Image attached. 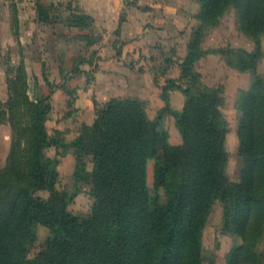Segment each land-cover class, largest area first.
<instances>
[{
    "label": "trees",
    "instance_id": "obj_1",
    "mask_svg": "<svg viewBox=\"0 0 264 264\" xmlns=\"http://www.w3.org/2000/svg\"><path fill=\"white\" fill-rule=\"evenodd\" d=\"M197 1L199 24L179 77H167L161 86L166 104L155 117L139 96L111 97L97 108L92 123H83L69 138L47 126L53 89L31 99L17 84L7 101L0 100V120L7 116L14 133L6 165L0 167V264H203V232L217 200L224 204L223 230L241 233L245 240L233 248L229 264L260 261L251 241L252 230H261L255 220L264 221V79L257 67L264 0ZM231 9L254 41L251 50L240 48L236 57L234 48L203 47L209 30ZM47 15L39 19L49 22ZM71 16L70 26L90 30L93 25L88 13ZM89 32L79 38L89 44L100 39ZM214 52L252 74L237 102L240 181L228 175L223 88L206 84L196 67ZM81 71L77 62L71 67V73ZM173 90L185 96L180 109L171 104ZM169 115L181 134L179 143L171 142L165 126ZM51 148L56 155L49 154ZM68 153L76 158L73 194L87 187L93 198L85 215L69 208V193L58 187L60 160ZM152 160L154 186L164 189V200L150 191ZM38 223L49 229L41 243Z\"/></svg>",
    "mask_w": 264,
    "mask_h": 264
},
{
    "label": "rangeland",
    "instance_id": "obj_2",
    "mask_svg": "<svg viewBox=\"0 0 264 264\" xmlns=\"http://www.w3.org/2000/svg\"><path fill=\"white\" fill-rule=\"evenodd\" d=\"M31 1L0 0V100L7 101L10 87L12 89L17 84L21 91L27 90L31 99L38 92L46 94L53 89L51 96L53 108L48 116L47 126L50 132L55 129L64 130L69 138L78 134L83 123L93 122L97 108L107 101L106 98L139 96L145 100L149 115L156 116L166 104L161 97V86L167 77L177 78L179 71L181 72L180 63L186 54L188 42L199 24L200 3L197 0H142V6H151L157 11L158 24L163 22L164 27L168 28V34L165 35L167 41L157 44L159 48L156 49V53L160 57H153L152 61H148L143 55L138 57L131 56V53L126 55L124 62L127 68L124 69L133 73V76L136 68L148 70L153 74L155 84L140 91L135 88L133 81L130 80L132 76L128 74L123 89L105 95L94 86V73L99 68L101 57L99 51L103 44L101 29L95 26L94 21L90 30L78 32L77 29L68 28L72 27L68 23L71 15L83 12L80 1L33 0V3ZM47 13L49 22L39 19L41 14ZM88 32L93 38L100 39L94 44H89L87 38H79ZM261 40L263 54L258 60L257 67L264 79V36ZM203 47L234 48L236 54L233 57H236L238 54L242 55L240 48L251 50L254 41L240 28L236 12L231 9L217 26L209 30ZM81 58L87 60L84 62ZM166 58H169L168 62ZM76 62L85 69L74 74L71 73V67ZM196 67L206 84L223 88L222 111L228 121L226 139L229 152L228 175L232 181H240L243 158L238 153L240 113L237 102L240 91L249 87L252 74L230 65L225 54L221 52L204 55L196 62ZM184 102L185 96L181 91L177 90L176 94L171 95V104L175 108H182ZM5 118L4 121L0 120V167L6 165L14 136L8 117ZM164 123L170 133L171 142H181L182 137L174 117L167 116ZM49 154L56 155V149H49ZM75 164L76 158L72 153L61 157L58 187L69 193V208L79 215H85L92 207L93 198L87 187L73 194ZM153 164L154 161H150L148 175L150 191L153 195L160 194L164 200V189L154 186ZM41 193L48 195L45 191ZM255 222L257 228L260 227L261 230H252L251 242L253 251L259 254L260 261L248 258L244 264H262L264 221L256 219ZM223 224L224 204L217 200L203 232V264H229V255L233 248L245 242L241 233L223 230ZM36 228L38 241L41 243L49 234V229L41 223H38ZM36 249L35 247L32 252Z\"/></svg>",
    "mask_w": 264,
    "mask_h": 264
},
{
    "label": "crops",
    "instance_id": "obj_3",
    "mask_svg": "<svg viewBox=\"0 0 264 264\" xmlns=\"http://www.w3.org/2000/svg\"><path fill=\"white\" fill-rule=\"evenodd\" d=\"M79 1L83 12L90 14L94 18L95 26L102 31L101 42L103 44L99 51L101 55L99 68L94 73L95 88L104 95L114 93L125 87L124 82L128 74L132 76L130 80L133 81L135 88L140 91L153 87L155 78L152 73L136 68L133 76V73L124 69L127 68L124 59L130 53L133 57L143 55L148 61H152L153 57H160L156 53V49L159 48L157 44L167 41L165 35L169 30L164 27L163 22L158 24L157 11L151 6H142V0ZM68 28L77 29L78 32L81 30L76 26ZM168 40L170 42V36ZM84 69L82 68L83 71ZM179 75L180 71L177 77ZM176 93L177 90H174L171 95Z\"/></svg>",
    "mask_w": 264,
    "mask_h": 264
}]
</instances>
